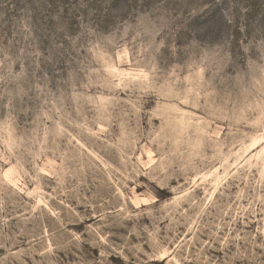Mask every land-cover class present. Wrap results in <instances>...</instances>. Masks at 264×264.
<instances>
[{"label":"rangeland","instance_id":"rangeland-1","mask_svg":"<svg viewBox=\"0 0 264 264\" xmlns=\"http://www.w3.org/2000/svg\"><path fill=\"white\" fill-rule=\"evenodd\" d=\"M0 264H264V0H0Z\"/></svg>","mask_w":264,"mask_h":264}]
</instances>
